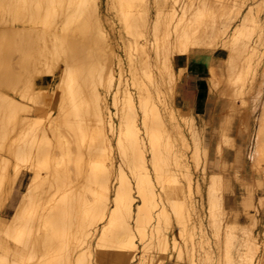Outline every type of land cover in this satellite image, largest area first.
I'll use <instances>...</instances> for the list:
<instances>
[{
	"label": "bare ground",
	"instance_id": "1",
	"mask_svg": "<svg viewBox=\"0 0 264 264\" xmlns=\"http://www.w3.org/2000/svg\"><path fill=\"white\" fill-rule=\"evenodd\" d=\"M148 1L0 0V149L8 129L19 128V148L12 147L13 150L9 146L7 152L19 162L26 153L34 158V174L21 202L11 215L2 213L0 217L4 225L0 229V264H23V260L32 258L36 259L34 264H59L68 250L64 246L72 239L69 237L64 244L63 238L73 233L74 227L81 230V243L88 235L95 237L94 243L85 245L87 248L76 257L77 264L92 255V248L95 258L87 264H183L182 259L188 264H264V239L256 230L261 222L257 205L249 198L242 201L247 206L243 208L244 222H238L239 214L235 218L228 216L219 193L222 184L214 174L203 193L201 178L193 175L191 166V158L200 157L201 126L195 113L201 122V112L185 108L178 101L169 104L166 98L174 92L186 68L176 66V59L190 55L197 47L213 52L206 76L215 89L221 61L227 53L229 63L235 58L243 60L244 68L236 74L235 83L241 84L244 74H252V82L257 80L255 67L261 60L253 61L249 55L257 48L252 32L261 25L253 13L255 1H235L229 10L220 12L222 16L228 12L230 15L206 29V16L215 14L209 19L217 20L216 12L224 9L225 0L195 3L198 9L192 5L194 1H185L195 9L190 15L184 4L182 12H178V0L171 4L154 0L157 15L153 14L157 18L150 26L158 30L161 23L164 36L162 41L155 36L149 45L148 39H140L148 33L144 30L151 18L147 14ZM244 4L247 7L242 10ZM119 47H123L125 57ZM60 65L63 68L54 110V88L45 87L44 82ZM263 84L264 69L256 84L258 92ZM83 114L93 115L95 123L85 124ZM91 116L87 118L92 119ZM37 124H42L40 134L34 133L30 138L29 130ZM62 126L69 135L60 132ZM26 130L30 135L25 134ZM49 130L58 132L53 142ZM28 137L31 143L26 147ZM71 137L77 148L75 155ZM15 139L9 143L14 145ZM85 139L89 141L87 148L97 158L84 160ZM54 148L59 149L58 154ZM115 150L119 153L117 159ZM253 161H264V100L255 131ZM71 162L79 183L73 182L68 169ZM47 163H52V167L42 173ZM3 172L0 171L1 183L5 179ZM15 178L14 175V181ZM197 226L200 248L205 252L200 262L194 258ZM205 226L211 229L214 240ZM238 226L243 249L234 242L239 237ZM60 242L64 246H58ZM69 255L65 262L70 260Z\"/></svg>",
	"mask_w": 264,
	"mask_h": 264
},
{
	"label": "rangeland",
	"instance_id": "2",
	"mask_svg": "<svg viewBox=\"0 0 264 264\" xmlns=\"http://www.w3.org/2000/svg\"><path fill=\"white\" fill-rule=\"evenodd\" d=\"M185 1L190 3L191 0H189V1L188 0H182V1L178 0L177 4H179V6L176 4V7L178 9V12H182V8H181L182 5L183 4L187 5V7L189 8V10L187 12L188 15H190V13L193 12L195 9H198L197 6L199 7L200 4L202 5V3L205 2V0H192V1H194V3H192V5L195 6L194 7L195 9H194L193 7H189L190 4H188ZM206 1L208 3H210L211 0H206ZM235 1H237V0H225V2H227L225 6L229 7V5H230V7H232L233 5H235V4H233V3H235ZM250 1L251 2L255 1L253 4V13L257 14L258 19L261 22V25H263V26H261V25L258 26L252 32L251 39H253V37H254V40L257 39V45H256L257 48L254 50L253 53L251 51H249V55L252 54L253 61L261 60L260 63L256 64L257 67H255L257 80L252 82L251 81L252 80V78H251L252 74H248V75L244 74L243 76L241 75L243 78H245V76H247L244 80V83H243V78L240 79V81L243 84L241 82H240L241 84H239L238 81H237L238 83L237 82L235 83L234 81L236 80L237 75H239L240 71H242V69L244 68V66H242L243 65V63H242L243 60L241 59L242 57L235 58V60H233L232 62L229 63V57H230L229 54L227 53V54L223 55V57L225 59H222V61H221V66H220V70H219L220 71L219 80L216 82L217 84H215V85H217V88L215 89L216 86H214L212 83H210L209 80H207L208 82L206 84L207 85L206 94H207L208 98H207L206 106H205V104H204L205 102H204L203 107H205V108H203V109L198 108L195 110L193 109V111H200L203 119H202V121H201L202 123H201L199 121L200 115H197L195 113L196 118H197L196 119L197 124L199 126H201L200 130L202 132L200 131V136L201 135L202 136H201V142H200V155H199L200 157L198 160L191 158V166L193 169V175L201 178L203 193H205L206 186H207L208 182L210 181V178L213 176V174L217 175V178L219 179L218 181H220V184H222L220 186L219 182H217L219 187L222 188V189L220 188L219 193H220V196L222 195L221 197H222V202H223V210L225 211V213L228 214V216L231 215V217L232 216L234 217V215L236 216V214L237 215L239 214L238 215V222H244V219H245V213L244 212H245V209L247 208L246 204L245 203L243 204V202L246 201L245 198L246 199L249 198L253 202H255V204L257 205V207L259 209V218L261 220V222L259 221L258 227H261V229L258 227L256 229V226L254 229L258 230L261 233V237L264 239V161L261 162V164H254V161H253V153H254V147H255V131H256V128L258 127V124H259L261 106H262V103L264 100V84H263V88L260 92H258V90H256V84L260 81V79L262 77V72L264 69V21L262 20L264 18V0H250ZM166 2L167 3L169 2L171 4L173 2V0H167ZM200 2H202V3H200ZM151 3L153 4V6ZM195 3L196 4L200 3V4L196 5ZM147 4H148V10H150L147 14L150 13L149 15L151 18H149V15H148V18H149L148 19V21H149L148 25L149 26H147V29H144V30L148 31V33L146 32L147 34L141 36L140 39H142V40L148 39V45H149V42L155 41V36L160 38L159 40L162 41V38L164 36V27L160 23L158 30L151 29L152 25L150 26V24H153L155 22V19L157 18V16H156L157 15V9H156V6L154 4V0H149ZM219 4H218V6L221 5V4L220 5ZM225 6H224V9L222 7L220 8V9H222V11L220 10L219 12L217 11L218 13L216 12V14L218 15V17L216 18L217 20L214 19V21H213V18L209 19V17H211L215 14H211V16H206V18L208 17L207 19L209 21V23H208L207 19L205 18L206 29H209L210 27H212L213 24H216V25L220 24V22H221L220 20H222L224 17L228 16L229 12L226 15H223V16L220 15L221 14L220 12H224V10L230 9V7L225 9ZM246 7H247V4H244L242 6V10L246 9ZM152 9H153V11H152ZM191 9H193V10H191ZM153 13H155L156 15ZM111 15L113 16V19L115 21H117L116 16L113 14H111ZM154 17H156V18H154ZM207 26H209V27H207ZM125 35L127 37H130L131 39L133 38V36H131L130 34H129L130 36H128L127 33H125ZM242 43H243V41H241L238 44L241 46ZM163 44H167V43H163ZM219 44H220V42H219ZM219 44L217 46H219ZM119 49H121L120 52L122 53L123 57H125V51H124L123 47H119ZM194 52L195 53L196 52H203L205 54L207 63L208 62L210 63L209 58H210V55L213 53L211 49L204 48V47H197V48L193 49V51L191 53H194ZM224 61L226 64H224ZM240 61H241V63H240ZM230 64L232 66L234 65V67L232 68V66ZM239 66H241L242 68H240ZM62 68H63V65H60V67L57 69V71L54 74L49 75L48 78L44 82L45 87H48L49 89L54 88L55 94H54V98H53L54 102L52 104V107L54 108V110L57 107V105H56L57 97H58L57 83H58V80L60 79ZM226 69H228V70H226ZM226 71H230V73L226 72ZM221 73H222V75H221ZM228 73L230 74V77L228 76L229 75ZM229 80L232 83L233 82L234 83L232 84ZM212 85L214 88L212 87ZM179 93H180V81H179L178 85H175L174 92H172V94H170V95L168 94L166 96L169 104H171V103L173 104L175 101H177L176 98H177ZM172 95H174V97ZM169 96H170V98H169ZM169 99H171V100H169ZM54 110L52 112H54ZM85 116H86V119L84 118ZM89 116H91V114H89ZM89 116L83 114L82 117L84 118L85 124L90 123L89 125L92 126L95 123V117L92 115L91 117H93V118L89 119V118H87ZM177 116L180 120H182L179 112L177 113ZM92 121H94V122H92ZM38 126L40 128H38ZM41 126H42V124L41 125L37 124L34 127L35 128L34 130L32 128H30L32 131L28 129L30 132H32L31 137L30 136L29 137L32 138L34 133L36 135L40 134V130L42 128ZM11 129L13 132H16V133H12ZM28 130H26V132ZM29 131L25 134L30 135ZM49 131H50L49 135H51L50 136L51 142H53L52 140L54 138V135H56L58 132H56V131L52 132L51 130H49ZM60 132L61 133L64 132L63 134H66V133L68 134L65 126L60 127ZM21 133L22 132H20V134ZM18 134H19V128L13 129L10 127L8 129V137L5 139L6 141L3 143L4 146L2 145V147L0 149L2 151V152L0 151V159L2 158L1 160L4 161V162L0 161V163L2 164V166L4 168L3 169L1 167V164H0V167H1L0 169L5 171V173L3 172L5 179L2 183L0 182V186H1L0 187V200L3 202L2 206L0 204V213H1L0 217L2 216V213L9 216L15 211V209L18 207L19 203L21 202V200L23 198V196H22L23 191L26 190V186L31 182L32 176L34 174V172H33L34 158H30L29 156H27V153H26V154H24L25 156L23 155L20 158V160H22V161H20L22 163L21 164L19 161H16L17 160L16 158H15L16 160L13 159L14 157L12 155H10V153H8V152H10L9 146H11L10 147L11 149H13V148L16 149V147H17V149L19 148L18 146H16V144H18V140H17V138L19 137ZM15 137H16V139H15ZM29 137H28V139H26L25 144H24L26 147L27 146L29 147V144L31 143V139ZM13 139H15L14 145H13L14 142L12 141ZM87 140L85 139V141H87ZM11 141L13 142L12 144H10ZM71 141L70 142H71L72 149H73L74 155H75L77 148H76L75 141L73 140L72 137H71ZM26 144H28V145H26ZM87 144L89 145V141L85 142L84 145H82V147H83L82 150L85 149V151L83 150L82 152L83 153L86 152V153H84V160L87 161V159L90 160L92 158H97V156L94 155V153L92 154V152H94V151L89 150L87 148V146H88ZM178 146H177V148H178ZM26 147H24V148H26ZM2 148H4V149H2ZM173 148L175 149L176 146ZM35 149H36V147L33 150H35ZM56 149L54 148V152H55V154H58L59 149H57V150ZM116 152H117V150H115V156H116L115 159L119 158V153L118 152L116 153ZM147 154H149V152ZM6 155H8V156H6ZM87 155H91V156H87ZM92 156H94V157H92ZM6 159H8V162L6 161ZM9 162H11V163L9 164ZM16 162L17 163L19 162V163L16 164ZM197 162L199 163V165L197 164ZM14 163H15V166H14ZM72 164L73 163L71 162L68 165V169L70 170V172L72 174L71 176L73 177V182L75 181L74 183H77V182L79 183V181H77V176H74V164L73 165ZM5 166H7V167L9 166L8 169H6ZM13 166H14V168H12ZM51 167H52V163H49V164L47 163L46 167L41 169V172L44 173L47 169H49ZM173 167H174V164H173ZM196 168H197V170H196ZM203 171H204V173H203ZM204 174H205V178L203 180L202 176H204ZM9 175L11 177H9ZM14 175L17 178V179L15 178V181H14ZM220 175H221V177H220ZM74 177H76V179ZM9 178L12 179L11 182H10ZM6 185H8V186H6ZM1 188H3V189H1ZM5 195L7 198H5ZM197 197H198V195H197ZM5 199H7V200H5ZM236 202H238V203H236ZM41 207H39V208H41V211H42L44 206H41ZM241 207H242V209H241ZM244 207H245V209H243ZM230 213H232V214H230ZM242 219H243V221H242ZM172 220L176 226L177 225L176 220L175 219H172ZM235 220H237V219H235ZM3 226H4L3 223L0 222V229H1V227L3 228ZM239 226H241V225H239ZM239 226L236 227V229H237L236 235L237 236L239 235V237L234 238V242L236 241L235 246L237 248L240 247L243 249L244 248L243 245L239 244V242L242 241V231H241ZM42 227H43V224H42ZM197 227L195 228V230L197 229L196 233L197 232L198 233L195 234L194 238L196 240L195 246H196L198 254H197V252H195L196 249L194 246V258L196 259L197 262H200L201 261L200 259H203V257H204L203 255L205 252H202V251H204V248H202V247L200 248L201 245L199 244L200 242L198 240L200 230H199V227L198 228ZM205 227H206V230H209V236H210L211 241H212V239L214 240V237L211 234V229L209 228V226H205ZM67 228L69 229L67 231L71 230V226L67 227ZM74 228H73V231L71 230V232H73L74 234L71 233L72 234L71 235L70 233L67 232L69 234V236H66V237H68V239H66V237L63 238L64 244L67 243L66 240L69 241L72 238L70 240V242L67 243L68 244L67 246L70 247L69 245L73 241V243H72L73 248L70 247L71 248L70 253H68L69 252L68 250L70 248H68L66 245L64 246L62 244L63 241H62V243L60 242V245L57 244L58 246L63 245L64 249H68V250H66L68 254L64 253L65 258L63 256L62 258L64 260H62V262H60L59 264H63V263L65 264L66 262L71 264V261H72V264H77L78 256L83 251V249L87 248V247H85V245L87 246L91 241H92V243H94V241H95L94 236L91 237L90 235H88L85 238V240H87V241L84 240L83 243H81V240H82V234L80 232L81 230L78 231L77 227H76V229H74ZM79 228H82V226ZM33 229L34 228H32V230ZM34 231H35V229L33 230V232ZM39 231H40V229H39ZM175 234L179 237L178 228H175ZM73 236H74V239H73ZM222 236L224 237V234H221V237ZM69 237H71V238L69 239ZM89 237H91V239ZM179 239L181 240L182 243H184L183 239H181L180 237H179ZM28 240L30 242L31 237ZM84 242H86V244ZM11 243H14V240H11ZM206 245H203V246L207 247L208 245L207 246ZM71 251H73V252H71ZM92 251L93 252H92L91 256L84 257L82 264H84V263L87 264V261L89 259L95 258V255H93V253L95 254L94 248H92ZM65 254L66 255H69V254L72 255V256L69 255L70 257L68 256L70 260L67 259L68 261L66 260V262H65V259H66ZM73 258H74V260H73ZM30 260H33V258ZM35 260L30 261V264H32L31 262H33V264H34ZM29 261L23 260L22 263L26 264ZM179 262L178 261H174L173 263L168 262V264H180ZM181 262H183V264H188L187 263L188 261H186V259H182ZM68 263H66V264H68ZM222 264H225V263L223 262Z\"/></svg>",
	"mask_w": 264,
	"mask_h": 264
},
{
	"label": "crops",
	"instance_id": "3",
	"mask_svg": "<svg viewBox=\"0 0 264 264\" xmlns=\"http://www.w3.org/2000/svg\"><path fill=\"white\" fill-rule=\"evenodd\" d=\"M205 59L206 57L203 52H196V53L194 52L188 56H181L177 58L175 61L176 66L182 65L186 67L182 75V78L180 80V93L176 98L177 101L180 102L181 105L185 108L203 109L205 108L203 107L204 102L206 106V102L208 98L206 94L207 91L206 84L208 82L206 76L207 75L206 66L208 65H207V60Z\"/></svg>",
	"mask_w": 264,
	"mask_h": 264
}]
</instances>
